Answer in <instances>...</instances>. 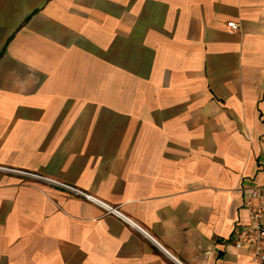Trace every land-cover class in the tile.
<instances>
[{
  "label": "crops",
  "instance_id": "0c3cea01",
  "mask_svg": "<svg viewBox=\"0 0 264 264\" xmlns=\"http://www.w3.org/2000/svg\"><path fill=\"white\" fill-rule=\"evenodd\" d=\"M0 166V264H252L264 0H0Z\"/></svg>",
  "mask_w": 264,
  "mask_h": 264
},
{
  "label": "built area",
  "instance_id": "2783aa9c",
  "mask_svg": "<svg viewBox=\"0 0 264 264\" xmlns=\"http://www.w3.org/2000/svg\"><path fill=\"white\" fill-rule=\"evenodd\" d=\"M230 30L239 29L240 24L235 21L227 22ZM10 170L0 166V170ZM41 178L44 181L51 182L65 189L81 194L86 199L93 200L99 203L107 213H111L122 220L130 222L127 218L122 216L116 208L95 200L93 197L67 185L43 176L29 174ZM236 191L242 196V204L245 210V220L233 232L234 246L239 249L243 245H247L249 249V260L252 264H264V183H254L248 185H241L236 188ZM178 264H182L177 261Z\"/></svg>",
  "mask_w": 264,
  "mask_h": 264
}]
</instances>
